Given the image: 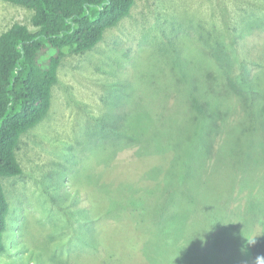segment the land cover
Returning a JSON list of instances; mask_svg holds the SVG:
<instances>
[{
	"label": "rangeland",
	"instance_id": "rangeland-1",
	"mask_svg": "<svg viewBox=\"0 0 264 264\" xmlns=\"http://www.w3.org/2000/svg\"><path fill=\"white\" fill-rule=\"evenodd\" d=\"M32 16L0 0V34ZM243 59L249 102L228 87ZM17 155L0 264H257L264 0H137L65 56Z\"/></svg>",
	"mask_w": 264,
	"mask_h": 264
},
{
	"label": "trees",
	"instance_id": "trees-1",
	"mask_svg": "<svg viewBox=\"0 0 264 264\" xmlns=\"http://www.w3.org/2000/svg\"><path fill=\"white\" fill-rule=\"evenodd\" d=\"M4 1L32 10L36 29L16 22L0 34V253L6 251L10 212L3 179L23 174L17 155L21 138L48 116L65 56L94 49L107 30L131 13L137 0ZM254 64L243 59L228 83L248 102L256 85L248 68ZM98 121L102 130L110 128ZM250 251L258 264L264 258V235L251 239Z\"/></svg>",
	"mask_w": 264,
	"mask_h": 264
},
{
	"label": "clouds",
	"instance_id": "clouds-1",
	"mask_svg": "<svg viewBox=\"0 0 264 264\" xmlns=\"http://www.w3.org/2000/svg\"><path fill=\"white\" fill-rule=\"evenodd\" d=\"M258 264H264V258H259L258 259Z\"/></svg>",
	"mask_w": 264,
	"mask_h": 264
}]
</instances>
